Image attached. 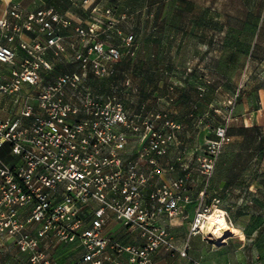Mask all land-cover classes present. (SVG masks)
I'll list each match as a JSON object with an SVG mask.
<instances>
[{"label":"rangeland","instance_id":"rangeland-1","mask_svg":"<svg viewBox=\"0 0 264 264\" xmlns=\"http://www.w3.org/2000/svg\"><path fill=\"white\" fill-rule=\"evenodd\" d=\"M235 1L97 0L95 6L85 4L87 28H93L85 30L87 42L48 47V81L75 72L80 76L78 89L67 92L76 102L81 91L110 102V108L122 105L128 121L121 128L126 136L122 156L127 161L131 155L147 176V197L158 195L164 185L178 199L176 213L164 211L160 219L167 243L146 259H129L132 264H264V107L237 108L243 92L264 100L259 93L264 91V63L246 62L253 51L245 43L253 32L221 33L220 17H208ZM51 15L54 32L57 21ZM237 36L244 46L236 45ZM111 48L119 54L109 56ZM258 54L264 58V49ZM240 57L245 61H238ZM237 93L231 112L229 102ZM224 124L230 140L221 146L208 178L202 172L208 145ZM148 126L152 129L146 132ZM154 139H164V153L149 147ZM160 174L165 175L163 184L157 180ZM215 207L226 211L228 222L243 237L227 235L224 243H216L201 228L191 234L196 213L208 214ZM134 231V245H129L141 248L142 238ZM117 241L128 246L126 240ZM176 248H186V256ZM100 259L102 263L103 254Z\"/></svg>","mask_w":264,"mask_h":264},{"label":"built area","instance_id":"built-area-1","mask_svg":"<svg viewBox=\"0 0 264 264\" xmlns=\"http://www.w3.org/2000/svg\"><path fill=\"white\" fill-rule=\"evenodd\" d=\"M45 15L40 10L28 14L23 24L13 22L11 17L18 19L19 12L9 1L0 17V148L7 145L14 157L11 163L0 159V236L11 238L35 264H51L42 245L48 241L77 240L84 253L71 264H101L100 256L108 249L127 251L131 260L135 256L146 259L167 243L160 219L164 211L176 213L178 199L164 185L158 195L144 196L147 176L122 156L126 136L121 128L128 121L120 103L110 108V102L102 103L97 95L81 91L76 102L67 92L78 89L80 76L75 72L59 74L51 81L44 79L42 71L49 67L44 53L48 46H57L56 40L50 37L42 46L20 36L32 22L41 23L51 34ZM50 19L67 24L56 14ZM88 31L93 32L92 26ZM78 32L86 34L82 29ZM18 47L23 58L15 68ZM108 53L117 56L119 50L111 48ZM237 95L229 102L231 112ZM227 126H219L216 139L208 145L209 159L202 170L208 178L221 146L230 140ZM151 129L148 126L146 132ZM150 143L154 152L164 153V139ZM93 202L97 206L90 225L84 227L83 208ZM30 204V214L24 220L19 218L20 208ZM110 215L138 230L141 248L122 247L112 235L103 233ZM203 217L204 212L196 213L191 234L199 232ZM34 223L39 225L32 230ZM176 250L186 256V248Z\"/></svg>","mask_w":264,"mask_h":264},{"label":"crops","instance_id":"crops-1","mask_svg":"<svg viewBox=\"0 0 264 264\" xmlns=\"http://www.w3.org/2000/svg\"><path fill=\"white\" fill-rule=\"evenodd\" d=\"M9 1L12 4L17 5L19 12L18 19L11 17V21L13 22L16 21L20 24H23L26 21L28 14L36 13L40 10L46 13L45 18L48 20L49 14H56L61 20L67 21V24L62 23L61 21L53 22L54 32L51 34L47 33L48 30L44 29L41 23L32 22L30 29H22L20 39L23 41L30 44L38 43L42 46H45L47 44V40L52 37L56 40L57 46L65 47H74L80 45L83 42H87L85 40V35L80 34L78 31L81 29L85 31L89 26L88 18L87 20L85 18V16L89 14L88 11L85 12V4L88 6H95L97 0H0V17L6 13V7ZM81 1H86V3L82 4ZM216 16L220 17V24L217 29L221 31V33H223V31L253 32L252 37H250L247 40V43H245L247 46H249L250 50L253 51V55H249V61L246 62H248V64H258L259 62L264 63V58H261V56L258 54L260 50L264 49V0H236L234 5L232 4L228 8L222 9L219 14H214L213 12L208 14V17H211V21H215L217 18ZM238 37L239 36L236 37V45L244 46V40ZM44 56L48 61V48L46 49ZM22 58L23 51L18 47L17 57L14 64L15 68L19 67ZM238 61L244 62L245 58L240 57ZM2 67L3 65L0 64V68ZM248 70L249 66L247 65L245 66L243 73L246 74V71ZM42 73L44 79L48 80V70H43ZM24 87L26 88V86ZM259 93L262 94L264 91L260 90ZM242 95V103L237 104V108L239 110L246 109V106H255V110L258 111L264 107V100L257 101L258 98L251 96V92H243ZM2 156L4 158H2ZM126 158L134 160L129 154L126 155ZM0 159L9 163L14 160V157L10 154L7 145H4L0 148ZM161 164L164 165V163ZM140 165L147 174V166L145 162H141ZM157 180L161 181L163 184L165 182V175H158ZM148 190L149 188L147 182L146 188L143 191L145 197L148 195ZM32 206L33 205L30 204L20 208L18 212L19 218L24 220L30 214ZM96 206L97 204L93 202L83 208L84 227L90 225L93 209ZM38 225V223H34L31 229L33 230L37 228ZM102 231L104 234L112 235L120 242H124L126 240L125 242L128 244V246L134 245L131 242L133 238L136 237L134 228L124 225L112 215L108 216L106 222L103 224ZM0 244L1 264H16L17 261H22L23 259L27 260L26 264H35L30 261L29 253L21 252L11 238L0 236ZM42 245L51 264L74 263L79 260L81 255L84 253L83 246L77 240L73 242L57 244H53L52 242L48 241L47 245L45 243ZM103 256L104 260L101 264H113V262H117L119 264H132L129 262L130 253L124 250L121 252H116L115 250L108 249L103 253Z\"/></svg>","mask_w":264,"mask_h":264},{"label":"bare ground","instance_id":"bare-ground-1","mask_svg":"<svg viewBox=\"0 0 264 264\" xmlns=\"http://www.w3.org/2000/svg\"><path fill=\"white\" fill-rule=\"evenodd\" d=\"M200 223L201 231L209 238L215 239L216 243H224L227 235L244 236L237 226L228 222L224 210L219 207H215L210 213L204 214Z\"/></svg>","mask_w":264,"mask_h":264}]
</instances>
